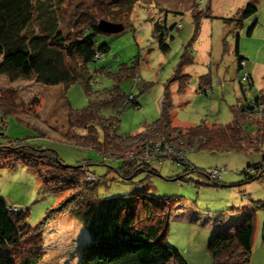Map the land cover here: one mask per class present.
I'll return each instance as SVG.
<instances>
[{
	"label": "rangeland",
	"instance_id": "1",
	"mask_svg": "<svg viewBox=\"0 0 264 264\" xmlns=\"http://www.w3.org/2000/svg\"><path fill=\"white\" fill-rule=\"evenodd\" d=\"M75 1L93 11L106 10L114 18L124 16L123 30L94 36L96 44L106 43L109 50L88 63L65 94L60 85H44L33 78L12 82L0 77V88L14 90V104L19 106L14 108L24 120L8 115L4 138L0 142L22 140L41 149H50L65 165L87 162L89 170L102 177L103 182L98 186L100 198L119 197L140 189H147L156 196H180L181 202L171 216L166 242L180 249L182 254L186 253L185 249L189 250L196 260H200L202 254L205 261L209 259L206 246L212 227H224L229 220L240 221L243 215L252 213L255 235L261 234L264 209L257 207L256 202L264 201V181L244 183L246 176L242 173L246 166L259 162L257 153L192 149L187 153V159L200 173L189 172L181 179L184 168L163 159L153 160L154 173L140 172L132 180H125L116 171L120 159L103 157L93 148L75 143L64 100L66 98L72 108L79 109L88 102L87 84L93 91L119 85L123 94L134 95L138 103V106L132 103L122 105L117 129L120 135L139 132L162 119L183 129L201 122L206 125L228 124L234 119L233 107L242 97L241 84L247 102L264 87V0H258L257 11L243 19L241 26L235 25L231 19L237 17L238 10L249 0H210L208 22L204 26L205 20L202 21V28L189 50L193 51L191 63H184V52L194 34L191 12L194 0ZM71 2L48 0L63 34L71 30L73 10L66 11ZM166 27L168 32H164ZM237 36L239 53L245 57V66L241 69H238L235 53ZM161 37H165L169 45L167 51L160 49ZM135 59L138 61L135 81L124 79L117 82L115 76L102 70L115 72L121 64H130ZM246 73L252 77L251 86L244 78ZM178 75L189 76L183 90H179L182 78ZM115 110L103 108L101 115L114 114ZM256 120L253 117L249 121ZM171 135L175 142L178 134L172 132ZM170 146L176 149L174 145ZM211 169L221 171L219 186L211 184L212 180L205 173ZM69 193L70 190H51L34 169L24 164L8 165L5 160L0 161V196L9 206L23 212V223L31 227ZM243 194L253 199L248 200ZM221 213L227 218L216 223L215 218ZM230 215L234 219L228 218ZM183 216H193V220L182 221ZM90 240L83 224L70 213H65L45 226L40 243L24 245L18 252L11 248V251L17 264H22V259L32 250L39 254L35 264H79L81 246ZM255 247L254 239L253 249ZM31 256L30 253L27 258ZM250 264H264V252L252 256Z\"/></svg>",
	"mask_w": 264,
	"mask_h": 264
},
{
	"label": "trees",
	"instance_id": "2",
	"mask_svg": "<svg viewBox=\"0 0 264 264\" xmlns=\"http://www.w3.org/2000/svg\"><path fill=\"white\" fill-rule=\"evenodd\" d=\"M71 1L66 6V11L73 10L71 30L63 34L58 29V17L48 0H0V77L12 82L33 78L44 85H60L65 94L66 89L86 70L88 63L108 52L109 46L106 43L96 44L94 40L95 35L108 34L101 30L99 22L108 20L123 25L124 16L114 18L106 10L93 11L81 2ZM194 1L191 11L194 34L185 47L184 63L192 62L193 56L190 54L193 51H189L192 41L200 29L202 18L207 17L210 10V0H207L208 9L203 15L197 7L198 1ZM257 3L258 0H249L238 10L237 17L231 19L236 22L235 25L241 26L243 19L255 13ZM168 31L167 27L164 28V32ZM159 44L162 51L169 49L165 37L159 39ZM235 53L238 69H241L245 57L239 53L238 36ZM135 60L130 64H121L115 72L102 70L115 76L117 82L137 79L138 61ZM244 76L251 86L250 75L246 73ZM177 77L182 78L179 90H183L189 76ZM85 92L88 102L79 109L72 108L65 98L74 141L85 148H93L103 157L120 159L121 164L116 171L122 179L132 180L140 172L154 173L153 160L163 159L184 168L180 175L182 179L189 172H199L188 161L187 153L192 149H204L211 152L236 150L257 153L259 162L242 169L246 176L244 183L264 181V87L247 102L245 88L241 84L244 101H241V97L233 107L234 119L228 124L206 125L201 122L183 129L173 127L167 119H162L139 132L125 135L117 133L119 113L122 105L127 103L138 106L136 97L123 94L119 85L93 91L87 84ZM14 97L13 89L0 88V139L4 138L5 119L8 115H16L24 122L19 117L20 112L14 108L19 107L14 104ZM106 107L116 109L114 114L101 115V110ZM253 117L257 120L249 121ZM172 132L178 134L175 142ZM162 141L183 150L184 160L164 150L154 151L153 146ZM145 153H153L154 157L146 159ZM1 160H5L8 165L24 164L34 169L51 190H70V193L50 208L34 227L23 223V212L9 206L0 196V264H17L11 248L18 252L24 245L40 243L45 226L65 213H70L81 222L91 237L90 241L81 246L79 264H189L176 247L166 242L171 216L181 202L180 196H156L147 189H140L119 197L100 198L98 186L103 182L102 177L93 182L87 180L86 172L92 173L87 162L65 165L52 150L29 145L22 140L0 142ZM189 165L194 166L195 170H190ZM219 180L211 181V184L219 186ZM247 199L252 200L253 197ZM256 204L264 208L260 201ZM226 217L221 213L215 222H221ZM261 238L264 244V224ZM254 239L252 213H248L243 223L231 231L216 228L206 246L210 264H250ZM30 253L32 256L27 258ZM30 253L22 259V264H35L38 260L39 254L35 250Z\"/></svg>",
	"mask_w": 264,
	"mask_h": 264
},
{
	"label": "crops",
	"instance_id": "3",
	"mask_svg": "<svg viewBox=\"0 0 264 264\" xmlns=\"http://www.w3.org/2000/svg\"><path fill=\"white\" fill-rule=\"evenodd\" d=\"M210 4L211 3H209V6H210ZM209 13H210V11H209ZM207 19V20H206ZM203 20H205V23H204V26H205V24L208 22V18L207 17H204V18H202V20H201V23H200V27L202 28V24H203ZM201 32V31H200ZM200 32H199V34H200ZM198 34V33H197ZM197 37V36H196ZM195 37V38H196ZM208 41V40H207ZM203 45H204V47H206V44L205 43H203ZM210 45H211V43H210ZM209 55H210V53H209ZM194 59V58H193ZM244 66H245V64H244ZM250 77H251V75H250ZM252 78V77H251ZM263 88V87H262ZM64 102H65V100H64ZM189 161V160H188ZM207 178V177H206ZM220 178H221V175H220ZM220 181V180H219ZM244 196L246 195V194H243ZM261 203H263L264 204V201H260ZM14 207V206H13ZM264 209V208H263ZM248 214V213H247ZM247 214H245V215H243L242 217H243V219L242 220H240V221H235V220H229V221H227L226 223H225V225H224V227H219V229H221V230H225V231H231V230H233L235 227H237V226H239L241 223H243V221H244V218L247 216ZM193 215H195V214H193ZM220 215V214H219ZM218 215V216H219ZM217 216V217H218ZM216 217V218H217ZM215 218V219H216ZM227 218V217H226ZM228 218H231V219H234L233 217H232V215H230V216H228ZM193 220V216H189V217H187V218H184V216H183V218H182V221H185V222H187V221H189V222H191ZM191 225H194V224H192L191 223ZM216 228H214V227H212V229H211V233L215 230ZM257 235L259 236L258 237V240H257ZM262 238H261V234L260 233H258V234H256L255 235V240H256V247H255V249H253V253H252V256H254V255H256V253H260L261 251H263L264 252V244H263V242H262V240H261ZM180 250V249H179ZM186 250V253H184L183 252V254L182 255H184L183 257L187 260V262L189 263V264H210V258L208 259V260H206L205 261V259H204V257H203V254H202V257H201V259L200 260H196L195 258H193L192 256H191V254L192 253H190L189 252V250H187V249H185ZM182 253V252H181ZM251 256V257H252ZM209 257V256H208ZM251 262V261H250Z\"/></svg>",
	"mask_w": 264,
	"mask_h": 264
},
{
	"label": "built area",
	"instance_id": "4",
	"mask_svg": "<svg viewBox=\"0 0 264 264\" xmlns=\"http://www.w3.org/2000/svg\"><path fill=\"white\" fill-rule=\"evenodd\" d=\"M197 1H198L197 7L199 8V10H201L202 12L206 11L207 0H197ZM244 78L246 79V76H244ZM133 80L135 81L136 79H133ZM130 98H132V96H130ZM159 148H162V149H159ZM153 150L154 151L158 150V152H159V150H162V151L164 150V151H167L169 154H174L175 157L179 158V160H184L185 152L183 150H177V149L175 150L174 148H171V146L168 144V142H165V141H162L158 144H155L153 146ZM130 156H132V155H130ZM144 157L146 159H152L154 157V155H153V153H150V154L145 153ZM171 158H173V157H171ZM188 167L190 170H195L194 166H192V165H189ZM220 173H221V171L218 169H211V170L206 172L208 178H210V180H212V181H217L220 178ZM86 175H87V180H89L90 182H93L94 180H96V178H98L89 172H86ZM245 197H247V196L245 195Z\"/></svg>",
	"mask_w": 264,
	"mask_h": 264
},
{
	"label": "water",
	"instance_id": "5",
	"mask_svg": "<svg viewBox=\"0 0 264 264\" xmlns=\"http://www.w3.org/2000/svg\"><path fill=\"white\" fill-rule=\"evenodd\" d=\"M101 30L105 33H117L123 30V25L120 23L110 22L108 20H101L99 22Z\"/></svg>",
	"mask_w": 264,
	"mask_h": 264
}]
</instances>
